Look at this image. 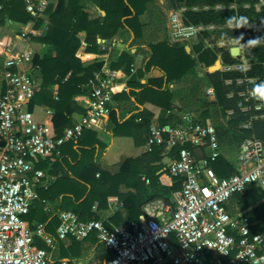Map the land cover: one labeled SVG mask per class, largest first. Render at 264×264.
Listing matches in <instances>:
<instances>
[{"label": "trees", "instance_id": "trees-1", "mask_svg": "<svg viewBox=\"0 0 264 264\" xmlns=\"http://www.w3.org/2000/svg\"><path fill=\"white\" fill-rule=\"evenodd\" d=\"M49 1L45 17H40L35 22V29H40L47 20L48 29L40 36L32 37L43 48L32 61L31 74L38 86L28 109L31 112L36 107L53 109L50 126L56 136H62L66 128L75 124V114L84 116L87 113V109L75 98L90 94L89 81L96 72L101 71L104 65L103 60L81 61L77 55L81 45L79 34L86 33L85 50L88 53H96L100 47L98 37L103 40H112L116 34L124 30L132 35L129 47L135 46L140 50L145 44L147 52L143 67L132 75L128 82L129 93L115 94L113 99L134 98L135 102L141 103L143 100L139 94L158 96L159 104L163 107L160 128H163V124H168L172 129L183 127L185 121L177 113L169 112L167 115L166 110L170 107V99L173 95L170 92V86L177 85L176 93L178 94L176 95L183 107H191L196 101L200 102L203 98L204 89L201 84L204 78L198 76L196 67L198 65L204 68L209 67L219 53L222 54L225 63H244L249 65L250 69L207 72L205 75V80L215 91L216 99L210 102L202 101V118L206 125H208V119L213 118L222 150L221 157L212 162L211 167L219 177H228L236 172L238 165L236 157L241 142L249 137L264 141V109H254L255 104H264V4L259 11L256 9V5L261 3L260 0H168L169 7H174L175 3L186 2L188 8L194 6L201 8L198 11L189 9L186 13V23L216 27L213 31H205L198 39L194 47L196 58L187 53L183 44L185 42H172L169 40V35L161 40H152L149 37L146 39L145 33L148 27L155 25V22L163 26L166 24L165 16L160 15L157 21L152 15L155 6H160L157 3L158 0H90L99 10L105 12L104 20L101 15L93 17L89 13L85 0ZM0 4H2L0 29L6 28L9 20L19 24H27L32 20L26 11L24 0H0ZM232 4H236L237 8H230ZM246 4H249L248 8L244 7ZM205 5L210 9L203 10ZM217 5H221L222 8L215 9ZM240 17H245L246 20L240 21ZM238 21L240 24H245V28L230 27V25H236ZM252 24L258 26H252ZM141 40L145 41L141 42ZM219 40H224L227 44L238 41L242 46V56L232 57L229 45L225 48L216 45ZM254 41L258 44L254 45ZM206 44H212L213 50L205 48ZM3 60L4 57L0 56V65ZM134 60V55L124 52L113 58L110 68L122 69L130 74V67ZM153 68H160L164 72L163 79L158 83L141 85L138 81L139 77ZM239 79H244L245 82L239 84L237 82ZM248 79H254L255 83L247 84ZM138 90L141 92L137 93ZM249 90L255 92L253 98L246 100V97H240L241 92L247 93ZM244 107L248 110L243 111ZM229 111H231L230 114ZM141 114L145 116L144 111L138 112L137 116ZM109 117L115 124L113 129L115 135H136L132 131L131 120L120 121L113 107ZM247 123L250 127L243 128L242 125ZM145 127L151 136L148 122ZM86 132L89 131L85 130ZM164 137L168 139L169 133L166 132ZM82 139L81 137L76 144L71 142L69 151L64 153L62 150L61 156L55 162H51L49 158H42L37 164L38 168L48 171L56 178L48 188L38 187L40 200L33 203L26 216L31 227L37 223H44L46 232L54 238L53 248L46 246L40 239H37V245L45 248L50 253L52 261L56 263L67 258L72 264L76 260L86 259L98 249L104 250L106 260L114 255L112 251L104 248L95 233L83 241L71 238L69 244L59 240L56 235L59 212L74 211L84 221L101 220L100 214L98 211H93L92 206L98 202V210L104 208L107 206L108 196L117 195L123 208L128 211V216L124 217L118 209L109 220H103L105 225L112 229L113 226L126 225L138 220L143 213L141 207L146 202L156 198L170 202L173 193L182 188L179 178H176L178 182L172 181V184L167 186L160 184L158 181L160 176L156 175L150 178L153 185L152 192L140 191L138 187L139 183L145 187L144 182H141L140 166L151 168L150 165L159 162L160 167L165 168L164 173H167L168 168L162 163L160 155L175 158L180 146L167 151L165 145H155L143 156L123 159L119 163L118 170L112 172L104 168L101 159H96L94 155L95 144L102 147L104 152L107 148L95 137L88 147ZM185 147L193 151L197 146L187 143ZM131 169V174H127ZM145 174L148 175V172L146 171ZM130 180L134 183H130ZM125 187L127 190H124ZM128 187H135L136 194L134 195ZM42 200L48 203V210H45ZM131 204H134L133 207ZM226 209L232 215L238 210H249L247 217L252 223L251 233L264 232V190L262 188L251 185L244 193L235 194L227 203ZM208 262L210 263V260Z\"/></svg>", "mask_w": 264, "mask_h": 264}, {"label": "built area", "instance_id": "built-area-1", "mask_svg": "<svg viewBox=\"0 0 264 264\" xmlns=\"http://www.w3.org/2000/svg\"><path fill=\"white\" fill-rule=\"evenodd\" d=\"M25 3L32 20L25 25L31 28L28 33L22 32V41L29 33L41 35L48 29L46 21L41 30L35 31V22L45 17L50 1ZM184 12L180 8L168 16L174 42L197 40L212 28L186 23ZM19 40L0 39V56L4 57L0 65V264H71L67 258L53 262L50 253L37 245V239L53 248L54 238L46 232L44 223L31 227L26 219L33 203L40 200L38 187L46 189L54 179L37 164L42 158L55 162L67 142H77L85 130L93 129L99 120L108 117L114 95L127 91L128 85L120 84L116 73L106 70L104 64L89 81L87 113L66 128L62 136H56L50 122L38 121L28 109L38 83L31 74L33 53L28 49L16 52ZM82 46L86 43L82 42ZM244 65H225L224 69L237 70ZM207 94L213 95V89H208ZM240 94L246 100L255 96L253 90ZM254 109L262 110L264 104H255ZM242 127L249 128L250 124ZM150 130L147 151L155 145H165L167 151L180 146L168 166L170 176L179 178L182 184L175 203L159 202L147 210L148 217L143 215L112 229L103 220L84 221L74 211L59 212V240L83 241L95 233L104 248L114 253L112 258L100 262L86 258L72 264H264V232L252 234L246 215H232L226 209L229 200L249 186L264 190V141L256 137L244 139L236 172L219 177L210 165L222 155L214 125L179 127L168 139L164 137V127L153 126ZM187 143L200 147L203 153L197 156L185 147ZM42 202L48 210V203ZM109 207L117 211L118 201L110 199Z\"/></svg>", "mask_w": 264, "mask_h": 264}, {"label": "crops", "instance_id": "crops-1", "mask_svg": "<svg viewBox=\"0 0 264 264\" xmlns=\"http://www.w3.org/2000/svg\"><path fill=\"white\" fill-rule=\"evenodd\" d=\"M260 1H261V3L256 5V9L258 11L260 10L261 6L264 4L263 3L264 0H260ZM24 2H25V0H24ZM85 2L87 4V9H88L89 13L93 17H97V16L101 15L102 18H104V15H105L104 11L99 10V8L97 6H95L94 4H92V2L90 0H85ZM157 3L160 4V6H155V9H153L154 13H152V15L157 21L159 20L158 18L160 15L162 17L165 16L166 24L163 26L161 23L155 22V25L148 27V29L145 33L146 39H148V37H149L152 40H154V39H156V40L160 39L161 40V39L166 38V36L169 35V40L174 42L171 38L169 29H168V16L171 13V11L180 10V8H184L185 12L183 15L186 18V13L189 11V9H191L192 11H198L199 9H201L198 6H194L193 8H188L186 5V2L175 3L174 7L173 6L169 7V1L168 0H158ZM25 6H26V3H25ZM164 6L168 10L167 15L164 12L165 8L162 9ZM244 7L248 8L249 4L244 5ZM221 8H222L221 5H217L215 9H221ZM230 8L236 9L237 5L232 4L230 6ZM202 9L203 10H209L210 8H209V6L205 5V6H203ZM103 13H104V15H103ZM7 25L8 26L6 28L0 29V33H1L0 39H4L5 42L11 41V40L15 42V41L19 40L22 32L28 33V31L31 28V27L25 28L26 24H19L16 22H12L11 20H9V24H7ZM236 25H230V27L231 28H245V24H241L242 26H240V27H237ZM252 26H258V25L252 24ZM41 29L42 28L36 29L35 31L41 30ZM215 29H216V27L212 26V28L210 30H207V31H213ZM79 35L81 38V45H80V48L77 52V55L81 59V61L92 62L94 60H103L106 70H108L110 72H115L116 75L118 76L117 81L120 84L128 85V82H129L130 78L132 77V75L136 74L137 71L143 67V64L145 62L147 47H144L145 44H143V43H142L143 47L140 48V50H138V48L135 46L129 47V44L132 41V35L128 31L121 30L118 34H116L113 37L112 40H103L100 37H98L97 41H98V43H100V47L96 53H88L85 50L86 46H84V47L82 46V42H85V39H86V33L81 32ZM34 36H40V35H33V34L29 33L28 36L25 38V40H23V41L19 40L18 48L16 49V52L20 53L21 51L28 49L29 51H31L33 53V58H34V56L37 53H39L43 48V46L40 43H38L32 39V37H34ZM201 36H199L198 39ZM198 39L183 43L187 53L191 54L192 57H194V58H196V53H195L194 47L197 44ZM142 41L144 42L145 40H141V42ZM177 43H179V42H177ZM253 44L257 45L258 42L254 41ZM216 45L220 48H225L227 45H229L230 54L232 57L242 56V46L238 41H232L231 43L227 44L224 40H219ZM213 47L214 46L212 44H206L205 45V48H207V49L213 50L212 49ZM234 47L240 48V54L238 56H235L232 54L231 50ZM124 52H128V53L135 56V60L130 67V69H131L130 74L125 73L124 70H122V69H111L110 68V65L112 63L113 58H115V56L121 55ZM218 59L221 61V66H220V69L218 70L220 72H230V71H223L222 70V68L224 69L225 65H233L234 66V65L244 64V63H225L223 60L222 54L217 53L216 60L209 67L213 66ZM32 61H33V59H32ZM31 66H32V70H33V62H31ZM209 67L204 68L201 65H198L196 67V71L199 73L198 76L201 78H204L202 80L203 83L201 84V86H203L204 91H203V98L200 100V102L196 101L194 104H192L191 107H187V108L183 107L182 104L180 103L179 99L177 98V95H176V94H178V93H176L178 90L177 85L172 84L170 86V92L173 95L170 99V107L166 110L167 115L169 112L177 113L185 121L184 125H183L184 128H188L189 126L195 125L198 123L199 124L200 123L205 124L204 119L202 118V114H203L202 113V109H203L202 108V106H203L202 101L205 100V101L210 102V101H214L216 99V95H215V91H214L213 87L211 85H209L208 82L205 80V75L208 72ZM234 69L231 71H246V70L250 69V66L245 64L242 67V69H237V70L236 69L234 70ZM209 73H212V72H209ZM163 77H164V72L160 68H153L150 72H147L143 76L139 77L138 81L141 85H149V84H152V82L153 83L154 82L155 83L160 82V80L163 79ZM237 82L239 84H241V83L245 82V80L239 79ZM227 83H230V81H227ZM246 83L247 84H254L255 80L254 79L253 80L248 79V80H246ZM208 89H213L214 94L208 95L207 94ZM128 91H129V87H128L127 91H124V92H121L118 94L125 95L126 93H129ZM249 91H252V90H249ZM140 92H141V90L137 91V93H140ZM239 95H240V97H243V96H241V94H239ZM88 96L89 95L78 96L75 98V100L77 102H79L80 105H83L84 108H86L87 104H88L87 103ZM139 96L143 100L141 103L135 102L134 98H126V97H121L119 100L113 99V103H112L113 109L116 110L117 118L122 122L126 121V120H131L130 125L132 126V131H134V134H136V135H134V136H132V135H115L113 133V129H114L115 124L111 121L109 116L99 120L97 125L93 129H88L89 132L88 133L84 132V134L82 135V138H83L82 140H83L84 144H87V147H88V144L93 143L94 137H95V139L98 142H100L104 147L107 148L106 151L104 152L102 147H99L97 144H95L96 152L94 155H95L96 159H99V158L101 159V163H102V166L104 168H108L112 172H114L115 170H118L119 163L123 159H125L127 157H133V158L135 157L136 158V157H140V156H143L146 154V152H147L146 143H147V140L150 136V134H148V131L146 130V127H145V124L147 122L150 125V129L153 126L160 127V117H161V114L163 113V107L161 106V104H159V97L158 96H152V95H140V94H139ZM150 97H151V99H150ZM141 111H144L145 116L142 114H141V116L140 115L137 116V113L141 112ZM33 113L38 120H40L42 122H51L53 114H54V110L51 108H48V107H43V108L36 107L34 109ZM230 113H231V111H229V114ZM81 117L82 116L75 114L74 115L75 123ZM208 124H212L215 126V124L213 122V118L210 117L208 119ZM163 127L166 129V131L169 134L172 131H174V129H172L168 124H163ZM70 143H71V141L67 142L63 146L62 150L64 151V153L65 152L67 153V151H69L68 147H69ZM73 143L76 144L77 142H73ZM74 146H76V145H74ZM193 152L197 156H200L201 153H203V151L200 149V147H196L193 150ZM160 156L162 157V163L164 165H166L168 168L170 162L172 161V158H170L168 156H164L163 154H161ZM88 160H89V157H88ZM237 161H238V159H237ZM160 165L161 164L159 162H155L152 165H150L151 168H146L144 166L143 167L138 166L139 169L141 170V173H140L141 182H144V185H145V187H143V185L141 183H139L138 187H140V189H141L140 191L143 190L144 192H146V190H148V191L152 192L153 185L151 184L150 178L155 176V175L158 177L160 176L158 178V181L162 185L168 186V185L172 184V181H175V180H176V182L179 181L175 177H171L169 172L164 173L165 168L164 167L161 168ZM153 170H155L154 173H153ZM146 171L148 172V175L145 174ZM131 172H132V169L129 170L127 174H131ZM50 175L53 176L54 179L49 181L48 186L56 178L53 174H50ZM97 176H98V174H97ZM129 182L132 184L134 183L131 180ZM160 186H157V187H160ZM128 189H130L132 192H134L133 193L134 195L136 194V188L135 187H131V188L128 187ZM124 190H127V188L125 187ZM178 192L173 193V196H172L170 202H166L162 198H156V199H152V200L146 202L141 207V210L143 212L141 216L145 215L148 217L147 210H150L152 205L158 204L159 202L164 203L166 205H168V204L173 205L175 203L176 194ZM110 199H115L118 201L119 211L122 213V215L124 217H127L128 211L125 208H123L119 197L117 195H110L107 198V206L106 207L98 210V202H95L94 205L92 206L93 211H98V214H100L101 220L107 221V220H109L110 216H112L115 213L109 207V200ZM133 205L134 204H131L132 207H133ZM248 212H249V210H246V211L238 210V212L236 214H244L247 216ZM126 225H128V224H126ZM251 225H252V223H251ZM260 233H262V232H260ZM70 242H71L70 239L66 240L67 244H69ZM96 251L100 252L101 255L98 256L96 254ZM96 251H94L92 254H90L87 258H90L92 256L93 258H91V259L94 262H100L104 259V253L105 252H104V250L103 251L96 250Z\"/></svg>", "mask_w": 264, "mask_h": 264}, {"label": "water", "instance_id": "water-1", "mask_svg": "<svg viewBox=\"0 0 264 264\" xmlns=\"http://www.w3.org/2000/svg\"><path fill=\"white\" fill-rule=\"evenodd\" d=\"M104 15V13H103ZM102 20H104V18H102ZM232 54L235 56H238L240 54V48L239 47H234L232 48ZM221 66V61L218 59L215 64L211 67L208 68V72H216L220 69Z\"/></svg>", "mask_w": 264, "mask_h": 264}, {"label": "rangeland", "instance_id": "rangeland-1", "mask_svg": "<svg viewBox=\"0 0 264 264\" xmlns=\"http://www.w3.org/2000/svg\"><path fill=\"white\" fill-rule=\"evenodd\" d=\"M164 8H165L164 12H165V13H166V15H167V11H168V10L166 9V7H165V6H164L162 9H164ZM158 9H159V8H158ZM0 37H1V33H0ZM222 70H223V71H225V69H223V68H222ZM98 250H101V251H103L102 249H98ZM96 254H97L98 256H99V255H101V254H100V252H98V251H96ZM90 258H93V257L91 256Z\"/></svg>", "mask_w": 264, "mask_h": 264}, {"label": "clouds", "instance_id": "clouds-1", "mask_svg": "<svg viewBox=\"0 0 264 264\" xmlns=\"http://www.w3.org/2000/svg\"><path fill=\"white\" fill-rule=\"evenodd\" d=\"M245 20H246L245 17H240V21H245ZM229 23H231V21H229ZM236 26H237V27H240V26H242V25H241L240 22L238 21Z\"/></svg>", "mask_w": 264, "mask_h": 264}]
</instances>
